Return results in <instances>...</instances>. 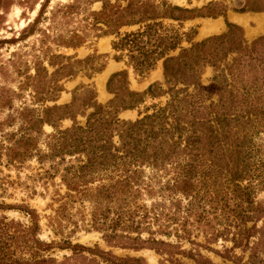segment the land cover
<instances>
[{
  "label": "trees",
  "instance_id": "1",
  "mask_svg": "<svg viewBox=\"0 0 264 264\" xmlns=\"http://www.w3.org/2000/svg\"><path fill=\"white\" fill-rule=\"evenodd\" d=\"M48 2H43L34 22L25 27L17 39H13L14 43L26 41L38 31L45 37L40 41L42 44L50 38L45 30L38 28ZM93 2L103 4L101 12L91 14L95 25L102 22L109 28L103 35L115 34L124 26L153 22L146 24L139 33L120 37L114 43V49L121 52L127 50L136 65L135 70L140 74L152 70L156 62L163 59L168 90L164 91L159 84H151L144 92L133 91L130 89L127 71L114 73L107 83V90L114 97L107 105L99 104L95 92L90 90L82 101V110L77 108V112L81 111V115L86 117L84 126L76 121V93L71 104L46 106L41 112L25 106L15 112L16 116L11 114L7 120L0 122V166L5 162L8 167H19L34 159L40 164H56L52 166L56 171L63 165L61 182L66 193L64 196L58 194L59 198L55 202L59 205L54 209L55 215L48 217L51 226L57 230L72 225V233L79 229L96 231L102 234L103 240L111 247L134 251L154 249L160 255L167 256L166 261L170 264H180L174 260L176 254L200 264H211L200 253L181 251L177 245L156 237L174 236L179 242L186 241L202 247L192 238L194 231H199L198 235L205 237L206 244L217 243L220 239L230 241L233 250L240 248L243 253L250 251V264H264V257L258 251L259 243H255V246L250 244L251 238L259 232L257 224L264 215V208H255L250 188L241 186V182L250 174L244 162L247 157L244 141L234 144L232 149H226V153L234 160L233 166H229L226 171L218 163H202L200 159L206 155L208 148H216L220 144L218 128L213 129L208 118L190 119L189 114L174 112V109L186 110L179 106L187 105L188 99L205 91L199 69L206 65L212 66L217 72L212 82L219 88L213 87L212 94L219 96L222 101L227 87L234 86L236 80L243 83L242 69L246 59L250 61L249 67L255 68V60L264 65V53L256 50L257 46L264 43V36L248 44L242 29L226 21V33L192 44L190 48L182 49L176 57L168 56L169 52L179 47L180 38L178 35L159 33L162 24L156 23L157 20L226 18L225 8L210 3L205 8L209 12L203 13L174 6L166 1L156 4L146 0L130 3L125 8L111 4L110 0ZM219 6L221 8L217 9ZM3 7L7 9L8 5L3 4ZM72 8L74 6H64L59 12L68 17L73 14ZM263 10V4L250 6L247 2L245 7L235 9L234 12L244 14ZM60 39V43L67 48L80 47L86 42V37L79 34H74L69 40L62 36ZM4 42L8 41H0V44ZM255 54L258 55L256 59ZM52 59L61 60V63L55 64L49 60V66L55 68L51 73L43 61L39 60L34 62V75H29V69L19 72L24 77V81L19 84L20 91L33 90V99L39 104L55 102L63 90L61 80L74 76L75 66L83 63H72L71 57L62 55H54ZM178 85L185 88L178 90ZM248 86L246 84L242 87L245 91L240 108L242 112L255 111V105L248 102L250 96L255 95V78L251 86ZM191 87L195 93L188 92ZM164 94H169L171 100L165 108H160L154 114L135 122L119 118L121 112L136 109L147 98ZM180 94H185V97L180 98ZM0 97L1 108L10 107L11 99L2 95ZM220 117L219 114L215 122L224 128L226 120ZM69 118L73 120V126L59 129V122ZM17 122L19 126L16 131H7ZM46 124L52 126L55 132L44 134L43 127ZM223 135L227 138L226 131H223ZM43 136L45 140L42 143ZM183 142L184 148L181 149ZM42 145L46 149L43 150ZM146 167L163 171L164 176H172L166 184L161 185L159 191H154L153 185L147 184L144 179ZM6 184L7 180L1 178L0 188L3 191H6ZM145 192L150 197L160 194L161 202H153L150 206L140 204ZM179 195L185 198V204L178 198ZM76 203L81 205V209L72 214L71 210ZM86 205L90 207L87 214L83 211ZM12 210L24 213L29 224L4 214ZM0 212H3L0 214V264H57L55 258L47 255L55 248L69 249L75 254L88 252L99 258L92 260L93 264H146L143 258L116 257L112 252L101 250L98 245L92 249L66 241L58 247L54 242L42 241L39 238L41 217L36 210L0 202ZM249 223L254 225L248 227ZM143 233L150 237L143 238ZM203 247L209 248L207 245ZM198 257L201 260H197Z\"/></svg>",
  "mask_w": 264,
  "mask_h": 264
},
{
  "label": "rangeland",
  "instance_id": "2",
  "mask_svg": "<svg viewBox=\"0 0 264 264\" xmlns=\"http://www.w3.org/2000/svg\"><path fill=\"white\" fill-rule=\"evenodd\" d=\"M45 0H0V41H8L0 44V96L11 99L10 107L1 108L0 106V122L8 119L9 115L16 116L17 110L28 106L34 108L37 112H41L46 106L67 105L73 102L74 94L78 96L76 112L82 110L81 104L87 91H94L96 101L101 105H107L113 95L107 90L109 78L117 72L127 71L130 89L137 92H144L151 84H159V86L167 91L168 87L165 84L163 59L156 62L154 68L145 74H140L135 70V63L130 59V53L126 51H117L114 49V43L123 37L125 34L139 33L144 30L146 24L153 23L152 21L145 24H136L121 27L115 34L103 35L104 31L109 28L104 23L94 24L91 14L102 11V2H93V0H48L46 12L42 18V22L38 28L43 29L49 34L44 44L40 41L45 37L38 31L34 36H31L26 41L14 43L13 39H17L23 29L30 23H33L39 14L41 5ZM146 0H110L111 4L127 7L130 3L144 2ZM156 4H162L166 1L168 4L180 6L188 10H199L203 13H208L207 8L210 3L220 4L225 8L226 18L219 16L217 18L198 17L186 21H175L171 19H160L156 23L162 24L159 28V33L167 34L168 36L178 35L180 38L179 47L168 56H178L182 49H188L192 44L200 43L205 39L213 36H219L227 31L226 21L239 26L242 29L243 36L248 44L264 36V10L263 12H248L244 14L235 13V9L245 7L246 3L250 6H260L264 1L259 0H152ZM3 4H7V9H4ZM74 6L72 13L68 17H64L61 8L64 6ZM219 6L217 9H220ZM163 9V8H162ZM241 15V16H240ZM136 19L138 16H134ZM246 18V22H242L241 18ZM95 25V26H94ZM74 34L86 37V42L80 47L67 48L60 42L62 36L65 40L71 39ZM102 35V36H100ZM155 42V41H154ZM155 43H152V45ZM151 47V45H148ZM152 48V47H151ZM258 53H264V43L256 47ZM62 55L71 57V62L83 61L82 64L75 66L76 74L69 78L61 80L60 85L62 91L59 93L55 102L48 101L45 104L36 103L33 99V90L20 91V82L24 81V77L20 76L19 72H24L29 69V75H34V62L37 60L43 61L44 65L49 69L50 73L55 70L49 66V60L55 64L61 63V60H54L52 56ZM258 57L255 54V59ZM90 59V61H88ZM230 60V59H229ZM67 63V61H65ZM250 61L246 59L245 67L242 69L243 83L234 82V86L227 87L224 90L223 100H219V96L212 94L213 87L218 89V85L212 80L217 72L212 66L206 65L200 67L199 73L202 85L205 86V91L198 94L189 101L187 105H180L179 108H186L181 111L174 109V112H182L189 114V118H208L212 122L213 129L218 128V142L216 148H208V152L200 159L202 163L220 164L226 169L233 166L234 160L226 153V149H232L234 144H239L244 141L246 146L247 157L244 162L248 165L250 174L241 182L242 187H249L250 193L255 202V208L261 206L264 208V65L260 61L255 60V68L249 67ZM254 64V63H252ZM95 69H100L96 71ZM255 78V95L250 96V104L255 105V111L242 112L240 110L242 102H244L242 89L243 85L248 84ZM183 85H178L177 89H184ZM212 88V89H211ZM261 88V89H260ZM5 90V94L2 93ZM189 93H195V89H188ZM212 95V96H211ZM185 94H180V98H184ZM1 99V97H0ZM171 97L169 94H164L156 98H147L143 104L132 111L129 116L119 118L126 122H135L144 118L147 115H152L160 108H165ZM247 103V104H249ZM177 105V104H176ZM87 111V113H89ZM125 112V111H124ZM81 111L77 112L76 121L80 125L86 124V117L81 115ZM225 119L224 128H221L216 118ZM74 122L72 119H65L59 122V129L65 130L71 128ZM19 122L7 131H16ZM221 128V129H220ZM223 131L227 132V138H224ZM43 132L46 135L55 132L52 126L45 125ZM247 136V140L243 138ZM45 140L43 136L41 141ZM117 140V139H115ZM232 145V146H231ZM46 149L45 145L41 146ZM184 148V142L181 149ZM212 152V153H211ZM69 159V158H68ZM68 161V160H67ZM244 164V163H242ZM56 164L45 162L40 164L36 159L26 162L24 165L15 167L7 166L5 162L0 166V179L5 178L7 184L6 191L0 188V202L16 205L19 207H27L31 210H36L40 215L41 232L39 238L42 241L51 243L56 246H61L64 242L69 241L72 245L80 244L92 249L98 245L105 252L119 258H143L146 264H170L167 256H162L156 250L145 248L139 251L128 250L118 247L109 246L102 238V234L96 231L87 232L84 229H79L72 233L73 226H66L61 230L53 228L48 217L54 216V209L58 207L55 202L59 198L58 194L64 196L66 188L61 182V174L63 173V165L59 166L58 171L53 169ZM208 168H206V171ZM163 172V171H162ZM153 168L146 167L144 179L147 184L153 185L154 191H159L162 184H166L171 174L164 176ZM212 176V180H213ZM211 180V181H212ZM210 181V182H211ZM183 204L186 200L182 195H179ZM162 197L156 193L149 196L146 192L140 204L150 206L153 202H161ZM52 205V207H50ZM81 209V205L76 203L71 210L72 214H76L77 210ZM85 214L89 213L90 207L86 205L83 209ZM3 212H0L2 214ZM8 217L29 224L28 217L19 210L4 212ZM81 224V223H80ZM254 224L249 223L247 226L252 227ZM259 232L250 240L251 246L259 243L258 251L260 256L264 257V215L257 224ZM199 231H194L192 238L202 245V247L194 246L193 244L182 241L179 242L176 237H165L157 235L158 239L180 247L181 251L190 252L193 254L200 253L203 258L209 260L211 264H250V251L243 253V250L237 248L233 250L232 242H225L220 239L217 243L206 244L205 237L199 234ZM143 238L148 239L150 236L143 233ZM203 245H207L206 249ZM178 252V250H174ZM47 255L55 258L57 264H93L92 260H98L88 252H77L76 254L69 249L55 248ZM174 260L180 264H200L195 260L176 254ZM197 260H201L199 257ZM178 264V263H177Z\"/></svg>",
  "mask_w": 264,
  "mask_h": 264
},
{
  "label": "crops",
  "instance_id": "3",
  "mask_svg": "<svg viewBox=\"0 0 264 264\" xmlns=\"http://www.w3.org/2000/svg\"><path fill=\"white\" fill-rule=\"evenodd\" d=\"M241 16V15H240ZM132 111H125L122 113V116H129Z\"/></svg>",
  "mask_w": 264,
  "mask_h": 264
},
{
  "label": "bare ground",
  "instance_id": "4",
  "mask_svg": "<svg viewBox=\"0 0 264 264\" xmlns=\"http://www.w3.org/2000/svg\"><path fill=\"white\" fill-rule=\"evenodd\" d=\"M241 21L244 23V22H246V18L244 17V18H241Z\"/></svg>",
  "mask_w": 264,
  "mask_h": 264
}]
</instances>
